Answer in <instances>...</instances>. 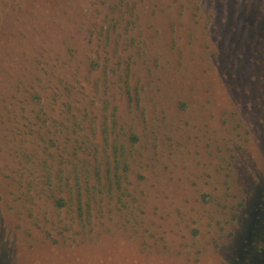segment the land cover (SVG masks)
Segmentation results:
<instances>
[{"label":"rangeland","instance_id":"374dc122","mask_svg":"<svg viewBox=\"0 0 264 264\" xmlns=\"http://www.w3.org/2000/svg\"><path fill=\"white\" fill-rule=\"evenodd\" d=\"M252 1L0 0V264H231L264 187ZM106 135L113 191L47 237Z\"/></svg>","mask_w":264,"mask_h":264},{"label":"trees","instance_id":"16d2710c","mask_svg":"<svg viewBox=\"0 0 264 264\" xmlns=\"http://www.w3.org/2000/svg\"><path fill=\"white\" fill-rule=\"evenodd\" d=\"M246 14L250 17V19L256 22L248 28V33L254 34L252 44L251 40H248V44H251L250 48L253 50L256 49L258 53H261V56H257V60L254 63L261 71V75L258 77V80L261 84L260 92L262 95L259 97L258 101L261 102V105H259L261 109H264V0L252 1L247 7ZM234 23L236 24V22ZM253 73L254 70L252 71V76ZM34 98L37 103H40L42 100L39 94H35ZM113 133H115V131H113ZM105 139L106 147L108 146L109 148H112L113 145V156L110 155V151L107 150L106 147L101 148L102 143L97 140H95L94 147L92 146L91 148H87L86 146L83 147V145H81L75 150V156H78L76 154H79V149L81 150L83 156H81L80 164H76L74 167V187L71 183H67V187H69L68 197L67 195L60 196V194L56 193L57 195L53 194L49 200L52 201V209L50 211L52 220L50 223H47L46 216H44L43 225L45 227L44 230H42L47 237L51 236V232L53 231H56L61 237L65 236L64 231L70 233V228L73 226V223L78 221V219L79 221H83L82 223L89 222L91 218V205L97 201L96 191H108V193L113 191L114 178L119 177L121 164L124 163V161H128V156L119 153V139L113 138L114 140L112 141L114 142H110L108 141L109 138L107 135ZM123 139L125 140V143H128L131 146L130 143L137 140V135L133 133V131H129L124 133ZM129 145L126 150L131 149ZM123 148H125V146ZM121 155L123 156L122 160H120ZM108 159H110L111 162L113 161L115 164L113 165ZM123 170L126 171L124 167ZM93 177H95L94 181ZM67 181L70 182L69 180ZM58 187L60 186L55 187L53 193L58 190ZM73 188L76 190L74 195ZM61 189L64 190V186ZM23 194L24 193L19 194L18 199L22 198ZM258 194L259 195L257 196L256 201L253 205H251L253 209L252 215L249 218L250 221L248 222L244 236L240 238V240L242 239L240 247L238 249L236 248L235 253L232 254L231 264H264V187L260 190V192H258ZM244 200L243 203L237 202V205H232L231 211L237 209L238 207L241 209L244 205ZM67 207L71 208V210L75 212L76 209L74 210V207H76L77 213L68 217L65 221L67 222L66 227L61 229V225L64 221L59 218V211L60 209ZM28 209L29 215L33 220L32 223L37 224L39 218H35L33 208ZM29 215H27L26 218H30ZM84 216H86L88 220H85ZM236 216L237 215H234V217Z\"/></svg>","mask_w":264,"mask_h":264}]
</instances>
